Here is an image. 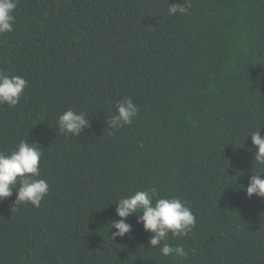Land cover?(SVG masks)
I'll return each instance as SVG.
<instances>
[{
	"label": "trees",
	"instance_id": "trees-1",
	"mask_svg": "<svg viewBox=\"0 0 264 264\" xmlns=\"http://www.w3.org/2000/svg\"><path fill=\"white\" fill-rule=\"evenodd\" d=\"M176 2L18 0L0 71L28 85L0 105V152L39 143L49 192L39 207L0 200V264H264V198L246 195L248 133L264 136V0L169 15ZM124 97L138 116L110 128ZM68 108L87 114L79 136L57 126ZM148 188L191 207V231L167 240L187 258L149 247L135 214L112 238L115 202Z\"/></svg>",
	"mask_w": 264,
	"mask_h": 264
},
{
	"label": "clouds",
	"instance_id": "clouds-1",
	"mask_svg": "<svg viewBox=\"0 0 264 264\" xmlns=\"http://www.w3.org/2000/svg\"><path fill=\"white\" fill-rule=\"evenodd\" d=\"M18 0H0V34L13 31L16 22L14 11ZM191 8L190 0L183 3L169 4V15H186ZM28 80L22 76L9 75L0 71V105L16 106L21 98ZM139 108L132 98L124 97L117 103V114L107 123L110 128H120L130 125L138 116ZM87 114L68 108L58 116V128L62 133L79 136L89 127ZM260 128L251 131L252 144L256 146L254 161L258 166L246 186V195L264 198V136ZM37 142L22 139L10 153L0 152V200L16 193V204L31 203L39 207L43 198L49 192L48 182L41 178L40 160L44 155ZM116 203L118 219L112 220V238L123 237L132 231L128 218L136 215L137 223L142 224L144 231L150 233L149 247H158L160 255L165 258H187L189 252L182 245L168 243V236L183 237L195 225L196 217L187 201L179 197L157 196L155 188L137 190L120 198ZM110 229V230H111ZM195 251V250H193Z\"/></svg>",
	"mask_w": 264,
	"mask_h": 264
}]
</instances>
